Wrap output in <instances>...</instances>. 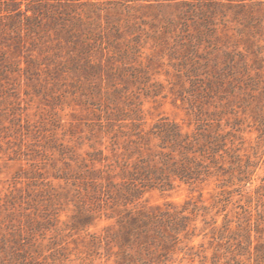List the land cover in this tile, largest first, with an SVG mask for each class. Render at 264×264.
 Returning <instances> with one entry per match:
<instances>
[{
    "label": "rangeland",
    "instance_id": "obj_1",
    "mask_svg": "<svg viewBox=\"0 0 264 264\" xmlns=\"http://www.w3.org/2000/svg\"><path fill=\"white\" fill-rule=\"evenodd\" d=\"M215 110L255 165L241 203L253 244L240 238V264H254L264 243V0H0V264H118L88 243L107 221L86 228L81 213L87 169L102 168L95 153L115 133L126 140L130 117L191 131L196 114ZM219 182L142 201L209 206Z\"/></svg>",
    "mask_w": 264,
    "mask_h": 264
},
{
    "label": "trees",
    "instance_id": "obj_2",
    "mask_svg": "<svg viewBox=\"0 0 264 264\" xmlns=\"http://www.w3.org/2000/svg\"><path fill=\"white\" fill-rule=\"evenodd\" d=\"M251 19L260 25L261 21L250 14ZM86 65L94 66L89 60ZM247 72L246 87L257 90L255 78ZM222 113L212 111L207 119L196 114L191 131L166 118L149 129L140 117H130V124L120 125L119 132L126 140L117 143L115 133L105 146L109 152L100 149L95 153L102 168L87 169L84 182L81 213L86 228L102 219L107 221L100 233H88L93 249L104 248L118 264L241 263L245 246L240 238L249 247L253 244L246 216L249 209L241 203L244 198L251 202L243 188L251 183L255 165L241 155L234 126L231 130L223 127ZM259 123L262 137L264 115ZM226 126H230L228 122ZM107 127L113 129L111 121ZM212 178L220 180L221 191L209 206L192 199L182 205L143 204L145 194L152 190H170L177 184L198 187ZM262 192L264 189L257 191V207ZM235 195L239 198L234 200ZM255 231L260 232L258 227ZM259 238L255 236V240ZM255 250L254 264H264V243Z\"/></svg>",
    "mask_w": 264,
    "mask_h": 264
}]
</instances>
